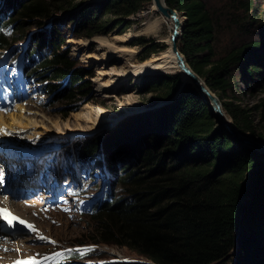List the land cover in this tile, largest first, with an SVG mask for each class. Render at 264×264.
I'll use <instances>...</instances> for the list:
<instances>
[{
  "label": "trees",
  "instance_id": "trees-1",
  "mask_svg": "<svg viewBox=\"0 0 264 264\" xmlns=\"http://www.w3.org/2000/svg\"><path fill=\"white\" fill-rule=\"evenodd\" d=\"M86 1L0 0V50L17 53L15 43L44 26L30 34L21 65L26 82L41 85L49 102L84 99L94 75L63 49L68 29L54 16L78 8L72 11L73 36L92 38L108 31L112 16L117 27L129 25L124 19L151 0ZM165 1L183 16L178 48L188 64L219 97L234 126L264 142L253 108L240 102L241 76L264 79L255 64L264 40L256 36L262 31L260 24L255 28L254 0ZM147 82L149 93L168 99L181 79L165 74ZM148 112L122 118L102 135L70 139L60 152L95 160L109 174L107 189L86 213L95 225L90 240L127 247L151 261L104 264H234L223 261H232L237 247L236 264H264V154L237 143L190 85L171 104ZM96 249L71 255L92 257Z\"/></svg>",
  "mask_w": 264,
  "mask_h": 264
},
{
  "label": "rangeland",
  "instance_id": "rangeland-1",
  "mask_svg": "<svg viewBox=\"0 0 264 264\" xmlns=\"http://www.w3.org/2000/svg\"><path fill=\"white\" fill-rule=\"evenodd\" d=\"M97 1L99 0H87L86 2ZM141 4L142 9L138 13L124 19L125 23L130 22L129 25L122 24L117 27L116 19L112 16L110 17L112 20L107 27L108 31L92 38H76L73 36L72 29L75 23L72 11H76L78 8L62 11L54 16L57 24L64 32H67L66 30L68 29L66 34L67 45L63 46V49H70L72 59L77 61L78 66H85L94 72L93 77L87 79L90 82L89 88H91L92 93L83 95L82 98L84 99L82 100H79L80 97L76 96V105L74 107H68L63 100L49 102L50 96L40 88V85L33 84L29 87L24 85V88L20 91L15 82L17 67L18 69L20 68L18 59L23 44H25V39L32 32L42 29L44 26L42 28L33 27L25 34V38L15 43V45L19 46L17 54L9 52V50H0V115L8 117L7 115L10 116L13 112L16 113V108L19 105L23 108V120L29 118L30 120H35V122L37 121V124L31 123L30 127L27 128L28 125H26V128H22L19 131L10 130L9 125L6 124L4 126L6 132H0V150L3 151L10 146H6L8 144L7 140H14L19 150L23 149V147L29 149L25 151L26 155L44 152L34 172L36 177L32 184L34 189L31 190L33 191L27 193L24 188L25 190L19 192V188L15 187V191H18L16 193L18 198L15 204L19 205L20 212L29 213L38 232L29 231L19 234L18 239H21L19 243L13 240L7 242L8 248L12 246L10 253L14 254L15 248H19L23 257L40 254L37 257L39 258L47 253H55L62 249L91 248L93 245L83 244H97V242L90 240L94 235V223L90 217H85L78 210V207L84 200H92L96 192L101 190L105 180L103 167L99 166L98 168L92 162L83 163L77 159L75 161L70 156L63 157V159L55 150L45 151L55 147L58 148L59 146L57 144L54 145L55 143H68L64 146L62 145L61 148L64 149L63 147L69 145L70 139L91 138L104 134L108 129V125L110 127L111 124H115L125 118L127 112H130L127 107L122 108L121 104L127 105L128 103L136 102L142 106L141 108H146L139 112H151L174 102L183 89L190 85L186 83L181 88L179 86L171 98L162 99L153 93H149L147 81L150 77L178 74L183 81H189L184 80L179 72L171 70L119 81V77L116 76L117 72L131 64L145 62V60H141V57L148 52H151L149 59L156 58L170 46L169 40L172 27L169 21L171 19L163 16L151 1H144ZM254 8L257 16L255 28L257 29L260 24L262 31L260 34V30H258L259 33L256 36L258 39L264 40V0H254ZM155 24H158V26L148 28L149 25ZM6 32L11 36L9 29ZM229 35H226V41L229 40ZM119 46H127L135 52L129 55L126 54L127 52L118 53L116 47ZM161 48L163 49L160 51ZM256 55L258 59L255 64H259L264 69V46L257 50ZM91 56L95 57V59L87 61V58ZM111 83L114 84L111 85ZM108 84L113 87L104 89L103 87ZM239 87L241 104L253 108L252 115L260 124L259 131L264 132V79L256 78L254 80L246 72V75L241 76L239 79ZM91 98L99 99L95 101L105 102L108 105V107L105 106L106 109L111 110L116 115L115 119L112 118L108 122H103V125H98L93 130L88 127H82L83 125L79 126L80 123L75 121L76 115L83 112L84 106L87 103L94 102H90ZM79 101L81 102L79 103ZM84 101L89 102L83 104ZM114 109H121V112L117 114ZM119 113H122L121 116ZM228 117L232 119L230 116ZM129 121L130 127H133L135 122H133V119ZM68 122L72 125L70 132L66 130L67 127L69 128ZM248 135L254 137L251 133H248ZM13 149L16 148L13 147ZM19 152L20 154L17 153L16 161L23 159L24 156L28 157L23 152ZM127 158H130V155ZM7 161L12 162L13 158L10 157ZM18 171L19 169L16 174ZM24 181L29 183L28 178H25ZM4 184V182L0 183V190ZM5 188L8 189L9 186H4L3 191ZM38 236L48 239L46 241L41 240L38 239ZM49 241H55V243ZM95 247L97 248L96 251L100 253L98 256H96L98 254L96 252V255L92 257L76 260L78 262L88 260L87 262H89L92 259H96V261L119 259L120 261L151 262L145 256L127 247L107 244H97ZM238 251V247L233 251L232 261L223 262H234L236 264L235 260H237Z\"/></svg>",
  "mask_w": 264,
  "mask_h": 264
},
{
  "label": "bare ground",
  "instance_id": "bare-ground-1",
  "mask_svg": "<svg viewBox=\"0 0 264 264\" xmlns=\"http://www.w3.org/2000/svg\"><path fill=\"white\" fill-rule=\"evenodd\" d=\"M169 23H170V26L172 27L174 21L171 19L169 21ZM155 26H158V24L149 25L148 28L155 27ZM169 42H170V40H169ZM116 48L118 50L117 51L118 53H126L127 52L126 53L127 55H129L132 52H135L133 49L128 48L127 46H119ZM115 54H116V52H115ZM90 59H95V57L91 56V57L87 58V61H90ZM164 70L176 71V72H179L181 74V71H180L179 66L177 64V61H176V57L171 50V42H170V46L164 52H162L158 57L145 60V62L131 64L130 66L125 67L123 70L117 72L116 76H118L119 81H121V80H127L131 77H136V76L140 77V76H145V75H149V74H156V73L162 72ZM181 76L183 77L184 80L189 81V79L186 75L181 74ZM15 82H16L17 86L19 87V90L21 91V89L24 88V79H23L21 68H19L17 70V77H16ZM112 84H114V83H111V85ZM111 85L108 84L103 88L104 89H111V87H113ZM95 105H97V104H95ZM95 105L93 103H89V104L87 103L83 108V112L76 115L75 121L80 123L79 126L83 125L82 127H88V128H91L93 130V129H95L96 126L103 125V122H106V121L108 122L112 118L115 119L116 115H114L111 110L106 109V107L103 105H97V106H95ZM121 107L122 108L127 107L128 109H130V112H132V111L133 112H139L140 110L146 109V108H144V109L141 108L142 106L136 102H131V103H128L127 105L121 104ZM22 112H23V108L18 105L16 108V113L13 112L12 115H10V116L7 115L8 117L0 115V127H4L7 124V125H9L8 127L10 128V130L19 131V130H22V128L23 129L26 128V125H28L27 128L30 127L31 123L37 124L36 123L37 121L35 122V120H30L28 117H27L28 119L23 120L22 119L23 118ZM127 113H129V112H127ZM117 114H118V112H117ZM120 116H121V114H120ZM67 125H69V128L67 127L66 130L67 131L69 130V132H70L72 130V125L69 124V122L67 123ZM70 126H71V128H70ZM108 127H109V125H108ZM62 129H64V128H62ZM55 135H57V134H55ZM6 142L8 143L6 146L10 145L12 147L9 146L7 149L3 148L4 149L3 151L8 150V149H13V147H15L16 149L7 151V153L9 154L8 158L11 157V158H13V160H17V158H16L17 157V151L19 150L17 148V144L14 142V140H12V141L7 140ZM66 144H68V143H66ZM26 150H29V149H26L23 147V149H21L19 151H21V152H23V154H25ZM12 154H13V156H12ZM15 205L19 209V205L18 204H15Z\"/></svg>",
  "mask_w": 264,
  "mask_h": 264
},
{
  "label": "water",
  "instance_id": "water-1",
  "mask_svg": "<svg viewBox=\"0 0 264 264\" xmlns=\"http://www.w3.org/2000/svg\"><path fill=\"white\" fill-rule=\"evenodd\" d=\"M151 2L164 16L174 21L170 33L171 50L176 57V61L181 74L186 75L189 79V82H185L181 79L180 88L183 87L186 83H189L190 86L198 92L201 99L207 103L213 115L237 143L252 148L261 154H264V142L248 135V133L240 132L234 126L232 119H230L227 116V113L224 111L219 97L208 87L205 80L201 78L196 72H194V70L186 61L184 55L179 50L178 38L182 34L183 16L175 8L167 5L165 0H151ZM29 38L30 35L28 39Z\"/></svg>",
  "mask_w": 264,
  "mask_h": 264
},
{
  "label": "snow or ice",
  "instance_id": "snow-or-ice-1",
  "mask_svg": "<svg viewBox=\"0 0 264 264\" xmlns=\"http://www.w3.org/2000/svg\"><path fill=\"white\" fill-rule=\"evenodd\" d=\"M0 132H6V129L3 127H0ZM3 181H4V174H3V171L0 170V183H3ZM0 221H3V223L9 228H15L16 225L18 224V225L26 227L32 232H38V229L35 227V225L30 223L26 219H23L19 215L14 214L10 209L6 207H0ZM38 239L46 240L48 238L43 237V236H38ZM49 242L55 243V241H49ZM89 250L91 249L87 247L86 248H76V249H66L60 252L53 253L51 255H44L42 259L44 261H48V260H53L56 257H63L65 252L75 251L78 253H86ZM39 255L40 254H36L35 256L17 259V260L12 261V264H41L40 260L37 259Z\"/></svg>",
  "mask_w": 264,
  "mask_h": 264
}]
</instances>
